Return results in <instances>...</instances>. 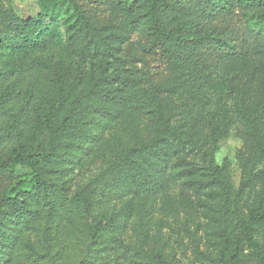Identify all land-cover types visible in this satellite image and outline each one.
<instances>
[{
    "label": "rangeland",
    "instance_id": "obj_1",
    "mask_svg": "<svg viewBox=\"0 0 264 264\" xmlns=\"http://www.w3.org/2000/svg\"><path fill=\"white\" fill-rule=\"evenodd\" d=\"M54 15L40 16L42 0H0L23 23L36 21L25 37L1 35L0 45V162L15 153L22 156L47 149L42 125L57 95L52 75L81 78L76 91H85L101 73H119L125 96L145 101L140 85L130 88L123 79L148 86L152 72L142 59V38L128 25V16L114 13L125 22L126 41L117 59L80 61L66 50L64 24L71 19L68 0H52ZM20 38V39H19ZM21 41V44H18ZM241 63L222 61L213 69L199 103L190 113L177 112L171 125L183 140L189 138L195 115L221 117L227 123L226 137L218 144L195 137L197 146L173 139L147 153L142 165L156 175L154 166L165 158L169 169L159 174L175 179L163 190L147 191L144 175L110 170L123 151L150 136L145 115L125 111L118 118L101 114L86 116L56 143L59 162H43L35 169L16 165L7 176L0 195L13 201L1 211L0 264H218L232 257L241 264H260L264 253V226H254L250 235L240 229L251 211L264 209V177L244 185L250 162L245 146L248 129L242 94ZM75 91V92H76ZM177 94L173 102L179 105ZM52 124L61 122L64 110L53 112ZM190 142V140H189ZM194 167L190 188L180 170ZM216 170L227 186L211 183ZM91 189V210L80 212L78 194ZM28 187L29 192L20 190ZM9 193V194H8ZM106 221L103 242L93 253L85 251L92 227ZM14 241H12V239ZM89 254H93L88 258ZM86 256V257H85Z\"/></svg>",
    "mask_w": 264,
    "mask_h": 264
},
{
    "label": "trees",
    "instance_id": "obj_2",
    "mask_svg": "<svg viewBox=\"0 0 264 264\" xmlns=\"http://www.w3.org/2000/svg\"><path fill=\"white\" fill-rule=\"evenodd\" d=\"M72 6L71 19L65 22L66 50L78 60L117 59L119 46L126 41L124 21L114 13L128 16V25L142 38V59L150 64L152 72L146 86L134 79H123L124 88L140 85L145 101L137 96H125V89L119 87V73H101L93 85L86 83L85 91H76L82 79L62 78L52 75L57 95L45 115L42 125L47 133V149L25 156L15 153L0 162V185L5 187L7 176L1 169L12 171L16 165L29 169L37 168L43 162H59L64 155L56 153V143L65 133L76 127L88 115L101 114L106 117H120L125 111L140 113L147 117L149 138L141 144L126 148L116 159L112 168L126 174L144 175L147 191L163 190L175 179L173 172L167 179L159 174L169 169L165 158L154 166L156 175L148 174L142 165L147 153L168 139L182 141L181 135L171 125L180 113H190L200 101L203 89L208 83L210 72L222 61L241 63L240 73L242 94L245 103V121L248 135L245 146L248 150L250 167L244 185L264 177V0H68ZM52 0H42L40 16L54 15ZM36 21L21 22L8 6L0 4V45L1 35L15 34L25 37L27 30ZM20 39V38H19ZM18 41V44H21ZM76 91V92H75ZM179 94V105L173 102ZM64 110L63 118L57 125L52 124L53 112ZM227 123L221 117L212 115L203 118L195 115L189 138L183 145L197 146L195 137H202L218 144L226 137ZM190 140V142H189ZM161 172V173H158ZM194 167L180 170L190 188L200 190L202 181L193 180L197 174ZM211 183L222 188L225 198L227 186L216 170L209 173ZM23 192H29L28 187ZM9 194V193H8ZM91 189L86 186L78 194L80 212L91 210ZM13 199L0 195V219L3 208ZM264 201V197H263ZM106 221L101 220L92 227L85 243L87 253L96 252L103 242L102 231ZM254 226H264V209L251 211L240 229L250 235ZM14 241L13 238H11ZM88 258L90 259L91 255ZM86 257V256H85ZM264 264V253L258 255ZM0 262H3L0 257ZM81 264H91L83 260ZM97 264V262H96ZM103 264H106L104 262ZM218 264H241L232 257Z\"/></svg>",
    "mask_w": 264,
    "mask_h": 264
}]
</instances>
